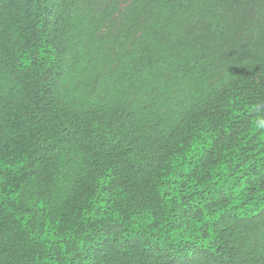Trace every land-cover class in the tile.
<instances>
[{
  "label": "trees",
  "instance_id": "16d2710c",
  "mask_svg": "<svg viewBox=\"0 0 264 264\" xmlns=\"http://www.w3.org/2000/svg\"><path fill=\"white\" fill-rule=\"evenodd\" d=\"M225 5L0 0V264H264V0Z\"/></svg>",
  "mask_w": 264,
  "mask_h": 264
},
{
  "label": "clouds",
  "instance_id": "9594fccd",
  "mask_svg": "<svg viewBox=\"0 0 264 264\" xmlns=\"http://www.w3.org/2000/svg\"><path fill=\"white\" fill-rule=\"evenodd\" d=\"M189 1H192V0H189ZM210 2L212 3H216V4H220L221 3V12L224 13L225 9H228L229 6H224V2L227 1V0H209ZM229 3H230V0H228ZM204 8H207L206 6ZM174 39L172 40L173 44H178L180 42L181 39H185V36L182 34V33H177L174 35ZM187 45V41L185 40L183 46L181 48H184L186 47ZM261 124H259L260 126ZM262 127V126H260ZM263 128V127H262Z\"/></svg>",
  "mask_w": 264,
  "mask_h": 264
}]
</instances>
